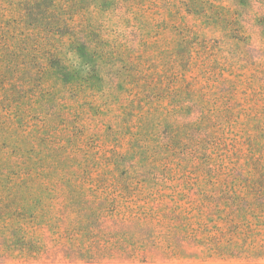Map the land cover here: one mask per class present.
Segmentation results:
<instances>
[{"label": "rangeland", "instance_id": "obj_1", "mask_svg": "<svg viewBox=\"0 0 264 264\" xmlns=\"http://www.w3.org/2000/svg\"><path fill=\"white\" fill-rule=\"evenodd\" d=\"M227 181L264 192V0H0V264L246 262L202 253Z\"/></svg>", "mask_w": 264, "mask_h": 264}, {"label": "trees", "instance_id": "obj_2", "mask_svg": "<svg viewBox=\"0 0 264 264\" xmlns=\"http://www.w3.org/2000/svg\"><path fill=\"white\" fill-rule=\"evenodd\" d=\"M231 186L227 181L202 193V253L246 261L226 264H264V192L249 195Z\"/></svg>", "mask_w": 264, "mask_h": 264}]
</instances>
